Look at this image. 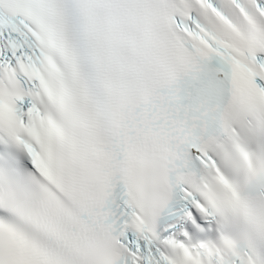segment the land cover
Returning <instances> with one entry per match:
<instances>
[{
  "label": "snow or ice",
  "instance_id": "6c2138e0",
  "mask_svg": "<svg viewBox=\"0 0 264 264\" xmlns=\"http://www.w3.org/2000/svg\"><path fill=\"white\" fill-rule=\"evenodd\" d=\"M0 264H264V0H0Z\"/></svg>",
  "mask_w": 264,
  "mask_h": 264
}]
</instances>
